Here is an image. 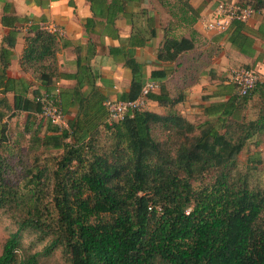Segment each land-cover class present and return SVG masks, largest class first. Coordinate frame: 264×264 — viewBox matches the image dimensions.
Wrapping results in <instances>:
<instances>
[{"label":"trees","instance_id":"1","mask_svg":"<svg viewBox=\"0 0 264 264\" xmlns=\"http://www.w3.org/2000/svg\"><path fill=\"white\" fill-rule=\"evenodd\" d=\"M155 1L167 17L159 20L154 58L175 66L152 70L149 79L175 78L186 55L198 68L193 25L199 8L189 0ZM241 3L264 11V0ZM23 23L17 62L35 85L6 76L19 32L15 24ZM0 24L8 29L0 48V122L23 115L33 162L41 151L60 152L52 170L41 164L18 176L0 126V213L14 225L1 245L0 264H37L39 253L23 246L24 233L46 240L44 254L58 249L67 264H264V163L258 152L242 164L237 160L248 141L264 134V82L245 97L228 99L237 105L253 94L261 99L248 120L224 109L213 122L192 123L175 109L181 92L163 81L146 97L162 113L145 109L107 125L106 97L97 88L84 95L80 88L92 77L75 75L68 136L36 117L40 106L34 101L58 77V37L7 9ZM230 24L236 29L240 23ZM145 43L128 41L131 47ZM122 60L130 82L117 100H133L143 85L142 66L129 52ZM66 107L61 104L63 114ZM100 132L109 146L98 144Z\"/></svg>","mask_w":264,"mask_h":264},{"label":"crops","instance_id":"2","mask_svg":"<svg viewBox=\"0 0 264 264\" xmlns=\"http://www.w3.org/2000/svg\"><path fill=\"white\" fill-rule=\"evenodd\" d=\"M219 1L241 3L243 0H189L193 8H199L193 25L197 34L194 58L198 59V68L191 65L186 55L175 78L168 73L164 79L156 80L171 82L181 92L182 100L175 109L192 123L213 122L224 109L237 119L249 114L253 117L261 103L255 94L240 105L230 103L228 99L235 92L228 82V71L238 66L253 68L259 74V82H264V11L254 14L236 29L229 24L222 32L207 31L204 23L212 18ZM3 9L16 17L27 18L29 23H43L60 31L56 35L59 42L55 55L58 77L53 80L52 89L58 88L61 104L68 106L64 113L67 121L75 113V107L68 105L73 103L75 75L81 79L83 73H88L92 77L80 88L84 95L97 88L106 100H113L128 89L130 72L123 67L122 60L127 52L142 66L143 83L154 80L149 79L150 71L173 70L175 66L174 62H158L154 58L162 37L159 20L167 17L155 0H0V16ZM26 26L15 24L19 32L6 76L35 85L37 82L22 73L17 62ZM7 30L0 24V48ZM128 41L146 43L131 47ZM147 110L163 112L150 101Z\"/></svg>","mask_w":264,"mask_h":264},{"label":"built area","instance_id":"3","mask_svg":"<svg viewBox=\"0 0 264 264\" xmlns=\"http://www.w3.org/2000/svg\"><path fill=\"white\" fill-rule=\"evenodd\" d=\"M261 11H255L251 6L242 3L219 1L215 4L212 18L204 23V29L207 31L222 32L231 22L245 23L254 14ZM39 29L59 35L60 31L54 27L43 23L37 24ZM228 82L232 84L234 92L238 97H245L252 88L259 83V74L256 70L249 67H233L228 71ZM159 82L156 80H147L143 83L139 95L133 100H106L103 102L105 109V123L112 125L121 122L126 116H132L136 112L147 109L148 94L158 89ZM34 101L40 106V112L37 118L49 121L58 133L65 132L68 136L71 131L68 127L67 119L62 112L61 100L57 87L50 92L41 93L34 98Z\"/></svg>","mask_w":264,"mask_h":264},{"label":"rangeland","instance_id":"4","mask_svg":"<svg viewBox=\"0 0 264 264\" xmlns=\"http://www.w3.org/2000/svg\"><path fill=\"white\" fill-rule=\"evenodd\" d=\"M250 118L251 114L244 117V119L246 120ZM23 120V115L21 114L12 118L2 119V121L0 122V126H4L6 138L9 140V144L7 146L12 152V156L9 159L14 166L15 174H17L18 176H29L30 173H25V171L30 170L29 172L32 173L33 167L39 166L41 164L47 165L49 170H52L53 159L57 158L60 152L41 151L39 152V158L36 161L37 163L33 162L31 156L27 154L29 135L27 133H24L22 130ZM109 143L110 141L107 135H104V132H100L98 137V144L101 147H107L109 146ZM255 152H258L260 154V158L264 163V134L252 138L245 144L243 150L237 157L238 163L242 164L248 155ZM13 231L14 225L12 224V222L9 221L5 217V215L0 213V248L4 239ZM21 239L23 246L28 249L27 251L29 253H39L37 264H67L58 249L51 252L50 254L45 255L43 248L46 245V240H43L37 235L24 233L22 234Z\"/></svg>","mask_w":264,"mask_h":264}]
</instances>
